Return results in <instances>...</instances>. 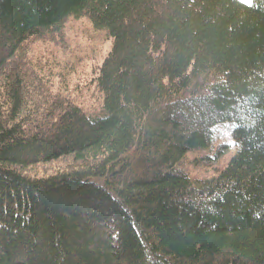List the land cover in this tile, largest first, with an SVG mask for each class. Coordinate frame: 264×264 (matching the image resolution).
I'll return each instance as SVG.
<instances>
[{
  "label": "trees",
  "instance_id": "trees-1",
  "mask_svg": "<svg viewBox=\"0 0 264 264\" xmlns=\"http://www.w3.org/2000/svg\"><path fill=\"white\" fill-rule=\"evenodd\" d=\"M81 19L99 114L29 59ZM0 264H264V0H0Z\"/></svg>",
  "mask_w": 264,
  "mask_h": 264
},
{
  "label": "rangeland",
  "instance_id": "rangeland-1",
  "mask_svg": "<svg viewBox=\"0 0 264 264\" xmlns=\"http://www.w3.org/2000/svg\"><path fill=\"white\" fill-rule=\"evenodd\" d=\"M245 4H251L253 0H240ZM55 37H52L54 41ZM59 41L60 38H55ZM112 40L106 36L105 31H97L86 19L71 20L64 33L63 45L57 43V47L48 42L44 45L40 42L32 46L29 59L33 58L47 71L50 68L57 74L60 84L54 88L56 91L61 87L66 89L68 96L90 114H99L102 108L103 98L94 85L90 83L91 65L95 68L102 63V59L111 47ZM54 80V81H55ZM234 126L224 125L216 132L218 139L211 151L190 152L187 154L181 170L197 179H211L227 167L237 151L232 131ZM53 166L43 168L36 167L29 171L41 175L43 172L50 173Z\"/></svg>",
  "mask_w": 264,
  "mask_h": 264
}]
</instances>
